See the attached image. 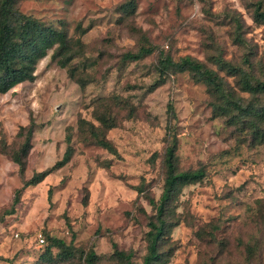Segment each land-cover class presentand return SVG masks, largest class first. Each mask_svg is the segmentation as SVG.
Returning <instances> with one entry per match:
<instances>
[{
    "label": "rangeland",
    "instance_id": "obj_1",
    "mask_svg": "<svg viewBox=\"0 0 264 264\" xmlns=\"http://www.w3.org/2000/svg\"><path fill=\"white\" fill-rule=\"evenodd\" d=\"M19 0L25 14L62 26L78 38L79 55L68 66L39 59L31 81L0 93V264H85L92 248L97 264H122L115 251L141 262L152 201L161 193L162 158L175 134L178 170L202 168L205 176L181 188L178 223L166 233L164 264H264V136L188 71L159 82L160 54L203 63L222 77L242 107L264 106V93L243 91L239 74L218 68V57L251 79L264 80V23L253 3L264 0ZM84 29V31H82ZM153 51L137 60L126 52ZM68 70L73 71L70 77ZM171 105L172 113L168 108ZM229 105L228 108H230ZM110 108L116 125L105 131L115 153L89 141L88 124ZM33 125L24 170L12 155ZM264 131V123L256 126ZM72 154L63 165L68 146ZM53 167V168H52ZM48 170L14 192L34 172ZM62 239L74 254L38 258L36 236ZM46 237V238H45Z\"/></svg>",
    "mask_w": 264,
    "mask_h": 264
},
{
    "label": "trees",
    "instance_id": "obj_2",
    "mask_svg": "<svg viewBox=\"0 0 264 264\" xmlns=\"http://www.w3.org/2000/svg\"><path fill=\"white\" fill-rule=\"evenodd\" d=\"M19 0H0V93H4L23 81H31L34 78V70L39 59L44 57L49 50H52L51 57L60 67L68 66L69 63L79 55L78 46L80 40L72 39L68 36L67 31L62 26H55L46 23L31 14H25L19 11L17 3ZM131 6V0L121 5L122 9ZM253 20L256 23H264V9L261 2L252 4ZM84 31V29L82 30ZM153 47L150 45H141L134 53L126 52L123 55L124 60L132 61L150 54ZM218 68L225 70L228 74L235 76L239 74V83L243 91L252 95L264 93V80L251 79L244 71L234 66L226 60L218 57L215 61ZM159 72V82H163L169 73L176 74L182 71H188L192 78L197 82L206 85L208 91L216 98L224 101L222 104H214V109L219 113H227L230 109H235L233 116L236 119H247L255 127V133L260 137L264 136V131H260L256 123H264V106H255L249 104L242 107L238 102H234L228 92H226L222 77L215 70L206 67L203 63L183 56L174 60L169 55L160 54L157 63ZM69 76L74 77L73 71L68 70ZM229 105H231L230 108ZM168 108L172 113L170 104ZM98 126L92 123L88 124L87 136L89 141L106 149L110 153H115L112 143L106 138L105 131L116 125L115 117L112 115L110 108L96 115ZM25 132L24 140L19 149L12 155L19 165V171L24 170V158L30 149V139L33 132V125L30 123L27 127H22ZM70 135L66 137L68 146L61 160L56 162L53 167L66 163L71 154L72 148L69 145ZM176 137L175 134H168L167 145L164 150L162 164L164 169V178L161 193L156 201H152L154 213L149 219L146 232V251L139 264H164L169 254L163 249L166 233L169 229L178 223L175 218V204L180 190L188 184L200 181L205 172L202 168L192 170H178L175 156ZM52 167V168H53ZM48 170L34 172L28 179L24 180L21 187L14 192V199L10 209L5 214H11L13 205L17 202L20 191L28 185H34L39 182ZM46 238V237H45ZM47 241L38 258H43L51 253L52 248L58 250L56 255L62 253L64 256L74 254L75 248L71 244H66L62 239L55 237L46 238ZM116 257L121 260L122 264H137L131 260V254L123 251H115ZM98 256L90 248L84 255L85 264H97Z\"/></svg>",
    "mask_w": 264,
    "mask_h": 264
},
{
    "label": "built area",
    "instance_id": "obj_3",
    "mask_svg": "<svg viewBox=\"0 0 264 264\" xmlns=\"http://www.w3.org/2000/svg\"><path fill=\"white\" fill-rule=\"evenodd\" d=\"M36 239L38 245H41L44 242V237L40 233L37 234Z\"/></svg>",
    "mask_w": 264,
    "mask_h": 264
}]
</instances>
